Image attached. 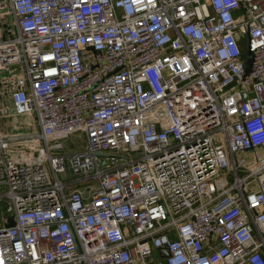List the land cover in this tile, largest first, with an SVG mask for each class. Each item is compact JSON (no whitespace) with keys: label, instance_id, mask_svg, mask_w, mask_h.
I'll return each instance as SVG.
<instances>
[{"label":"built area","instance_id":"obj_1","mask_svg":"<svg viewBox=\"0 0 264 264\" xmlns=\"http://www.w3.org/2000/svg\"><path fill=\"white\" fill-rule=\"evenodd\" d=\"M0 116V264H264V0H0Z\"/></svg>","mask_w":264,"mask_h":264},{"label":"rangeland","instance_id":"obj_2","mask_svg":"<svg viewBox=\"0 0 264 264\" xmlns=\"http://www.w3.org/2000/svg\"><path fill=\"white\" fill-rule=\"evenodd\" d=\"M30 121L29 117L26 116H21V117H10V118H5L3 116H0V130H4V128L8 125V122H10V126H15V130H20L23 131L22 128H24L28 122ZM12 127V129H13ZM9 129V127H8ZM6 129V130H8ZM10 129V130H12ZM77 136H71L70 139L67 141L68 143L76 142ZM22 151H27V146L25 145H14L11 146L9 150L5 151V157L8 159L18 157L19 154ZM45 165V163H44ZM8 206V203L5 199H0V221L5 219L6 217V208Z\"/></svg>","mask_w":264,"mask_h":264},{"label":"water","instance_id":"obj_3","mask_svg":"<svg viewBox=\"0 0 264 264\" xmlns=\"http://www.w3.org/2000/svg\"><path fill=\"white\" fill-rule=\"evenodd\" d=\"M247 62H248V52L245 50V52L243 54V68H244V70H246ZM162 254L167 255V251L162 250Z\"/></svg>","mask_w":264,"mask_h":264},{"label":"trees","instance_id":"obj_4","mask_svg":"<svg viewBox=\"0 0 264 264\" xmlns=\"http://www.w3.org/2000/svg\"><path fill=\"white\" fill-rule=\"evenodd\" d=\"M10 224H12V219H11V217H8L7 225H10Z\"/></svg>","mask_w":264,"mask_h":264},{"label":"crops","instance_id":"obj_5","mask_svg":"<svg viewBox=\"0 0 264 264\" xmlns=\"http://www.w3.org/2000/svg\"><path fill=\"white\" fill-rule=\"evenodd\" d=\"M10 122H8V125L6 127H9V129H12V126H10Z\"/></svg>","mask_w":264,"mask_h":264}]
</instances>
